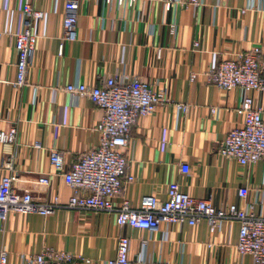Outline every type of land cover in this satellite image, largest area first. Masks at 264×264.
<instances>
[{
	"label": "crops",
	"instance_id": "crops-1",
	"mask_svg": "<svg viewBox=\"0 0 264 264\" xmlns=\"http://www.w3.org/2000/svg\"><path fill=\"white\" fill-rule=\"evenodd\" d=\"M26 1L45 16L35 28L39 43L26 84L17 88L15 37L22 30ZM65 2L0 0V130L18 129L16 145L0 144V181L13 175L14 187L39 201L59 196L68 202L73 191L56 173L50 153H62L70 167L95 149L103 112L88 97L72 95L66 88H100L109 78L124 75L149 81L169 102L133 127L124 152L128 173L136 180L125 185L115 205L127 200L137 208L147 196L164 202L171 183L193 198L211 199L220 209L241 204L240 189H248L250 201L257 200L264 191V160L242 166L218 153L228 132L243 124L237 112L241 91L220 90L207 82V74L233 53L264 51V0H204L197 9L179 2L167 9L154 0L123 6L89 0L79 9L76 41L64 43L60 56ZM192 74L197 75L195 82ZM252 96L264 103L263 95ZM177 103L190 105L189 112H179ZM37 143L42 148H35ZM4 160L12 163V170L2 167ZM183 166L188 170L182 171ZM43 175L49 177L48 186L37 183ZM239 230L237 221H226L212 234L208 221L202 220L194 227L164 225L152 234L119 227L115 215L107 213H11L0 223V251H8V264H22L24 257L47 249L105 264L116 257L119 237L127 236L132 261L254 264L251 256L237 252Z\"/></svg>",
	"mask_w": 264,
	"mask_h": 264
},
{
	"label": "built area",
	"instance_id": "built-area-1",
	"mask_svg": "<svg viewBox=\"0 0 264 264\" xmlns=\"http://www.w3.org/2000/svg\"><path fill=\"white\" fill-rule=\"evenodd\" d=\"M89 0H66L63 20V44L59 55L64 54V43L77 39L78 13L82 3ZM116 1L119 6L133 5L136 0ZM165 4L170 9L179 2L197 9L204 0H154ZM45 14L36 10L30 1L22 7V30L15 37L17 52V80L14 85L22 88L26 84L28 70L39 43L35 28ZM174 33L176 27L171 26ZM194 47H199L195 43ZM160 55V53H159ZM191 82L197 79L191 75ZM207 82L220 90L241 91L242 98L237 112L243 118L241 127L228 132L220 143L218 153L224 158L237 161L242 166L256 164L264 160V103L257 102L252 96L257 93L264 96V51L253 48L247 52L233 53L223 59L218 68L207 74ZM76 96H86L103 112L102 119L96 126L100 136L99 145L83 154L70 167H67L62 153L52 151L50 161L57 174L73 191L68 202L63 203L59 196L49 201H39L29 191H19L14 187L15 177L8 175L0 181V223H6L11 213L24 215L37 214L43 217L52 215L59 209L92 211L113 214L119 227H131L158 233L162 226H196L207 220L212 234L220 231L226 221L240 224L239 239L236 244L241 257L251 256L254 264H264V191L257 200H249L248 189H240L238 198L241 204H233L228 209H220L211 199H196L186 194L178 183H171L167 200L159 201L154 196L141 199L137 208L125 200L120 206L114 201L119 197L125 185L135 182L136 177L128 173L129 159L124 150L128 148L131 132L138 121L154 114L160 105L169 102L162 91L156 90L149 82L138 77L115 75L102 87H89L85 84H73L66 88ZM179 112L188 113L190 105L176 104ZM215 113V111H212ZM17 126L7 131L0 130L1 145H16ZM35 148H42L37 143ZM2 167L12 170L10 161H3ZM188 170L183 166L182 171ZM39 185L48 186V175L39 178ZM131 238L120 236L117 255L105 264H170L159 261L149 263L140 259H130ZM9 253L0 251V264H8ZM22 264H93L90 259L76 257L70 253L47 249L42 253L24 257Z\"/></svg>",
	"mask_w": 264,
	"mask_h": 264
}]
</instances>
